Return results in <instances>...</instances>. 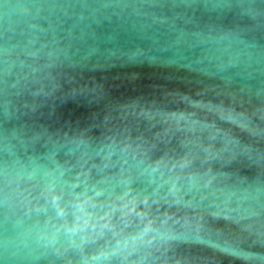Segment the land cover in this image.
Wrapping results in <instances>:
<instances>
[{
  "label": "water",
  "instance_id": "95a60500",
  "mask_svg": "<svg viewBox=\"0 0 264 264\" xmlns=\"http://www.w3.org/2000/svg\"><path fill=\"white\" fill-rule=\"evenodd\" d=\"M0 264H264V0H0Z\"/></svg>",
  "mask_w": 264,
  "mask_h": 264
}]
</instances>
